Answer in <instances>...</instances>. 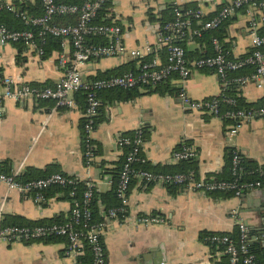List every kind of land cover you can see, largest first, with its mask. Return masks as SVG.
Listing matches in <instances>:
<instances>
[{
    "label": "crops",
    "instance_id": "obj_1",
    "mask_svg": "<svg viewBox=\"0 0 264 264\" xmlns=\"http://www.w3.org/2000/svg\"><path fill=\"white\" fill-rule=\"evenodd\" d=\"M1 1V0H0ZM11 2L14 0H3ZM34 1V0H32ZM103 22H115L122 29L125 45L132 49L149 47L147 55L155 52L161 59L158 43L160 20L150 21L151 11L157 19L170 4L180 9L197 8L204 17L215 14L232 0H108ZM264 2L236 10L227 26L224 42L231 55L239 58L251 47L247 9L264 13ZM254 9V10H252ZM262 22L259 24L260 27ZM24 46V45H23ZM189 50H205L196 40H188ZM56 51L48 57L37 56L24 46L19 51L13 43L0 44V69L18 83L54 85L62 76L57 64ZM136 58L105 57L88 63L83 77L125 64ZM174 92H146L130 99H110L100 96L101 107L92 134L94 158L90 165L83 160L81 144L82 106L56 107L50 100L16 102L3 101L0 110V169L10 172L20 168L44 169L55 163L63 174L91 182L96 192L111 190L112 180L122 162L123 149L116 137L135 129L144 130L141 155L146 167L166 171L177 163L172 152L181 142L191 144L197 153L198 178L221 179L228 177V158L236 152L241 158L257 166L264 165V119L243 122L235 134H230L232 122L213 115L190 111L177 97L179 81H167ZM166 83V82H165ZM219 76L211 70L194 69L184 83L192 99L201 100L219 95L223 90ZM238 95L246 103L264 102V87L253 82L238 85ZM2 200L4 204L1 206ZM97 199L102 215L111 202ZM70 211L69 199L60 193H48L45 200L35 202L29 194L7 190L0 183V217L20 216L27 220L61 218L66 220ZM156 215L163 222L141 224L137 218ZM106 228L102 241L106 254L105 264H228V258L217 246L210 245L204 233L235 236L239 222H243L252 239L264 245V186L246 190L240 196L221 192L210 193L184 185L175 190L163 183L134 180L128 190L126 218L104 216ZM252 233V235H251ZM66 240L0 241V264H76L73 257L64 254ZM82 248V247H81ZM80 248L79 255L83 253ZM78 255V257H79Z\"/></svg>",
    "mask_w": 264,
    "mask_h": 264
},
{
    "label": "built area",
    "instance_id": "obj_2",
    "mask_svg": "<svg viewBox=\"0 0 264 264\" xmlns=\"http://www.w3.org/2000/svg\"><path fill=\"white\" fill-rule=\"evenodd\" d=\"M22 1V0H20ZM42 7V13L37 16H26L21 13L25 23L38 26L36 32L31 30H12L0 26V44L25 41L27 47L37 56L42 57L50 37L59 39V49L56 51L57 64L63 68V74L54 85H33L18 83L11 76L4 74L0 69V110L3 101L11 99L16 102L32 100L35 102L50 100L53 108L78 106L76 93L85 94L82 108L83 123L81 129V143L83 146V160L90 165L95 154V146L92 134L96 127V117L99 114L101 100L99 92L109 89H133L145 86L155 87L160 83L176 79L180 83L177 97L183 107L190 111H197L213 115L218 118L233 120L229 132L235 134L243 122L253 119H264V104L248 109H226L221 111V103L235 105L236 101L231 97H223L222 92L207 99L195 100L187 94L184 83L194 69L211 70L216 73L223 84L229 81L243 85L253 82L256 87H264V35L259 34L258 26L264 21V13L257 14L249 8L248 29L251 38L252 52L243 59H231L221 43L212 38L211 55L189 59L185 49L174 42L176 36L199 37L203 30H214L220 27L222 21L234 14L241 7H249L254 0H232L228 5L222 6L215 15L204 18L200 9L180 8L174 10V20L167 22L164 30L160 32L158 43L164 47L166 54L164 62L153 57L137 65V71H126L121 74H113L106 77L85 79L84 69L91 61L105 57H131L140 58L150 48H128L123 41L122 29L115 22H97L98 11L108 0H82L80 4L59 3L55 0H38ZM13 10V4L0 1V9ZM72 17L71 23H59L61 17ZM193 20L200 23L199 27H193ZM99 41H90L92 38ZM1 58V56H0ZM254 66V71L249 75H239L228 78L227 73L236 71L245 65ZM144 132L142 128L135 129L132 133H123L116 137L119 148L129 147L125 154L122 167L115 185V195L119 201L117 207L109 208L103 212V216L110 218H126L128 213V190L132 179L152 183L188 185L206 192H230L234 196H240L246 190H256L264 186V166L258 169L259 178L251 181L241 180L245 173L240 164L241 157L238 153L231 154V178L232 179H201L194 177L192 170L175 173H155L145 169L135 168V162H145L141 155L144 144ZM172 152L174 161L196 159L197 153L194 147L186 142ZM20 168L10 172L0 169V183H4L7 190H15L21 194H29L37 203L45 200L44 192L52 185L74 186L76 177H66L59 172L51 173L45 177L20 181L17 176ZM70 211L66 220L62 223L53 222L34 226L1 225L0 217V241L5 242H30L44 240L47 237L66 238L64 254L71 256L74 262H78L80 248L86 242L91 251L90 264H105L106 254L102 241V235L106 228L105 220L92 221L91 200L93 186L85 181V189L76 197L75 189H70ZM4 204L2 200L1 206ZM163 219L156 215H143L137 218L141 224H158ZM238 237L234 240L228 234H212L207 241L217 247L222 246V252L228 256L229 264H255V255L248 251L247 239L249 231L243 222H239Z\"/></svg>",
    "mask_w": 264,
    "mask_h": 264
},
{
    "label": "trees",
    "instance_id": "obj_3",
    "mask_svg": "<svg viewBox=\"0 0 264 264\" xmlns=\"http://www.w3.org/2000/svg\"><path fill=\"white\" fill-rule=\"evenodd\" d=\"M1 1H3V0H1ZM55 1L59 2V3H71V4L72 3L80 4L82 2V0H55ZM254 1L258 2V3L262 2V1L264 2V0H254ZM108 2L109 1H107L103 5V7L98 11V15L96 17L97 22L103 21L102 18L105 15V13L107 12ZM12 4H13V10H7L4 7L0 9V26H5L8 29H12V30L28 29V30H31L32 32H36L39 29V27L25 23V21L22 19L21 13H23L26 16L40 15L42 13V7H41L40 2L38 0H34V1H32V0H22V1L14 0V1H12ZM177 7L178 6H176L175 4H172V5L170 4L165 10H162V18L161 19H157L155 14L150 11L148 13V18L150 21L160 20L161 32L162 33H168L169 31L164 30L163 26L167 22L174 20V10ZM243 8H246V6L241 7L239 9H243ZM192 9H196V8H192ZM181 10L184 11L185 9H181ZM215 14H213V15H215ZM212 16H210V17H212ZM210 17H204V18H210ZM232 19H233V14L228 16L227 18H225L222 21L220 27H218L217 29L203 30L199 37H196V36L192 37V36H189L188 33H185V35H183L181 37L176 36L174 39V42L180 44L185 49L186 56L192 60V59H195V58H198L201 56L211 55L213 53L212 38H216L221 43L224 50L228 52L229 58H231V59H243V58L247 57L252 52V48L244 56H241L239 58H234L231 55V52H230V49L228 48L227 43L223 41L224 37H226L227 26L230 24ZM57 20L59 23H71L74 21V19L72 17H69V16L68 17H61ZM199 26H200L199 21L193 20V27H199ZM257 30H258L259 34L264 35V21H262L261 26L258 27ZM99 40L100 39L97 37L90 39V41H99ZM188 40H196L200 45L204 46L203 49H205V50H202V51L199 49L189 50L186 47V42ZM13 44L18 48L19 51L23 50L24 46L27 47L25 41H16V42H13ZM58 49H59V39L54 38V37H50L49 41L47 43L46 49H45V54L43 55L44 58L48 57L53 51L58 50ZM165 54H166V51H165L164 47H162V50L160 51L161 59L164 58ZM154 56H155V52H151L147 55H144L143 57L136 58L132 61H129L125 64L119 65V66L114 67L112 69L105 70V71H98L96 75H94L90 78L95 79V78L106 77V76L113 75V74H121V73L129 71V70L137 71L138 70L137 65H139V63H142L144 61H149ZM253 71H254V66L251 64H248V65H245L236 71L228 72L227 76H228V78H233V77H236L239 75H249ZM223 85H224L223 90H222L223 97L234 98L236 101V104L235 105H229V104H226L223 102L220 105L221 111H224L226 109H239V108L248 109L250 107H256L258 105L264 104V102H261L257 105L246 103L244 101V99L240 95H238L239 92L237 89V87H238L237 83L229 81ZM144 88L146 89L147 93L148 92H154V91H166V92L171 93V92L175 91V88L171 84H169L168 82L160 83L155 87L145 86ZM137 89L138 88L109 89V90L99 92V98H100V96H102V94L105 93L110 99H113V98L130 99V98H133L139 94V91ZM84 96H85V94L82 92H78L75 95V98L77 100L78 105L82 106V108H83V103H84ZM97 117H96V123H97ZM222 120L227 121V122H233V120H231L229 118H224V117L222 118ZM82 123H83V121H82ZM82 123H81V129H82ZM143 132H144V130H143ZM129 133H132V132H129ZM129 133H127V134H129ZM186 143H188V142H186ZM179 146L180 145H178L177 147H179ZM82 149H83V146H82ZM122 149H123V154H124L123 158H122L123 160L117 169V171H118L117 175L112 180L111 190L105 194H100V193L96 192L95 189L93 188V197H92L91 205H90L91 210H92V221L97 222V221L104 220V216L100 213V210H99V207L97 204L98 198L101 199L102 203H106V201H105L106 197H107V200H109L111 202V205L105 206L106 211L109 208L117 207L119 204V201L115 195V185H116L117 180H118V174H119V171L122 167L125 154L128 151L129 147L126 146V147H123ZM228 162H229L228 163V177L221 178V179H232L231 178V155L228 158ZM240 164L242 166L243 172H245L242 175L241 180H245V181H251V180L258 179L259 178L258 169H260L261 167L264 166V165L257 166V164L255 162H253L251 160H246L244 158H241ZM133 167L145 169V170L152 171L155 173H175V172L186 173V172L192 170L194 173V177L198 178V169H197V160L196 159L178 161L177 163L172 165L166 171L151 170L150 168L146 167L145 162H135L133 164ZM5 172H7V171H5ZM54 172H59L62 175H65L61 171L58 170V166L55 163H51V164L47 165L44 169L30 168L27 171H25L24 173H20L17 176V178L20 181H27L30 179H37V178L45 177V176H47L51 173H54ZM65 176L71 178V176H67V175H65ZM77 180L78 181L74 186L52 185L51 187H49L45 190V192H44L45 198H46V196H48L49 192L50 193L52 192V193H60L63 196V198L70 200L69 192H70V189H72V188L75 189L76 197H77L85 189V181H82L79 179H77ZM134 180H136V179H132V181H134ZM165 185H167L168 188H172V190H175L176 187L184 186V184H181V185L165 184ZM216 192H218V191H214V192H210V193H216ZM221 193L231 194L230 192H221ZM64 221L65 220H62L61 218H50V219H42L39 221H31V220H27L25 218H22L20 216H14V217H8L7 216V217L2 219L1 225H3V226L4 225L34 226V225H41V224H49V223H53V222L62 223ZM212 234H216V233H204L201 235V237L207 238ZM218 234H220V233H218ZM251 235H252V233H251ZM230 236L234 240H236L238 237V229H237L235 236H233V235H230ZM60 238L66 240V238H64V237L52 236V237H47L43 241H49V240L60 239ZM207 242L212 246H216L213 243L211 244L209 241H207ZM81 247H82L81 249H82L83 253L79 255L78 262L76 264H90L91 263V251H90L89 245L86 242H84ZM218 247L220 249H222V246L219 245ZM247 247H248V251L255 255V264H264V245L261 243V241L252 239V236H251L247 239ZM226 257L228 258L227 255H226Z\"/></svg>",
    "mask_w": 264,
    "mask_h": 264
}]
</instances>
